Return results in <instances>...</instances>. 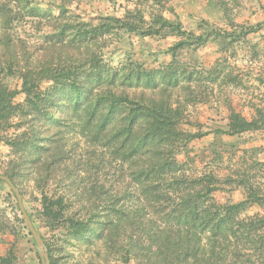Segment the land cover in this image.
<instances>
[{"label":"trees","instance_id":"1","mask_svg":"<svg viewBox=\"0 0 264 264\" xmlns=\"http://www.w3.org/2000/svg\"><path fill=\"white\" fill-rule=\"evenodd\" d=\"M26 1L0 0V47L5 63L1 69L7 70L6 74L17 72L20 78L19 89H11L0 77V129L11 125L18 110L32 116L26 136L5 141L17 153L19 169L35 162V156L41 160L49 150L47 159L51 158L43 159V170L53 172L60 167L66 157L60 143L73 126V117L84 111L82 130L92 128L93 141L105 137L112 140V154L119 161V169L127 165L132 193L140 202V206L124 209L119 206L121 198L114 197L98 181L81 189L88 202L81 205V210L73 208V197L65 191L43 192L40 214L44 228L50 232L60 230L64 243L102 247L125 264L131 260L135 264H264V217H240L250 204L264 205V193L246 179L240 182L247 190L244 200L216 202L212 193L218 189L217 177L190 176L173 156L174 144L182 134L177 126L183 117L173 93L183 83L191 82L190 72L176 60V53L194 44L203 45L221 32L206 23L209 28L196 35L183 29L180 21L159 13L147 20L138 9H127L121 19L101 17L95 23L73 22L61 4L58 16H51L57 24L56 32L50 35L55 42L50 51L53 57L36 60L24 46L18 49L12 35L8 6ZM29 11L38 14L40 10L31 6ZM230 27L232 31L224 30L222 34L235 35L237 40L257 30L234 22ZM118 29L141 36L176 35L180 39L169 50V64L151 69L135 64L122 75L112 71L98 54L77 59L91 44ZM67 47H74L80 55L75 60L69 57L55 61L54 57L61 56V49ZM44 79L51 81L46 88L41 87ZM118 80L141 88V93L130 98L104 88ZM18 94L24 97L21 103L14 102ZM263 128L264 111L256 108L250 118L231 112L228 127L220 132L233 135ZM2 175L17 188L12 172L4 171ZM40 234L50 263L64 264L56 254L61 249ZM12 259L10 251L0 256V264H11Z\"/></svg>","mask_w":264,"mask_h":264},{"label":"rangeland","instance_id":"2","mask_svg":"<svg viewBox=\"0 0 264 264\" xmlns=\"http://www.w3.org/2000/svg\"><path fill=\"white\" fill-rule=\"evenodd\" d=\"M61 4L73 22L95 23L101 17L121 19L127 9H138L147 20L151 14L159 13L180 21L183 29L196 35L209 28L206 23L220 31L221 35L209 37L203 45L194 44L176 53V60L190 72L191 82L189 85L183 83V87L181 85L173 93L183 111L177 126L182 134L174 144L173 156L190 176L213 174L217 177L218 189L212 193L216 202L244 200L247 190L240 182L246 179L264 193V128L233 135L220 132L228 127V117L233 111L246 118H250L256 108L264 111V0H27L8 6L12 35L19 50L24 46L36 60L53 57L50 51L55 42L50 35L56 32L57 24L51 16H58ZM31 6L40 10L38 14L29 11ZM231 22L243 27L254 26L257 30L241 40L235 35L224 36V30L232 31ZM179 39L176 35L141 36L118 29L91 44L87 53L80 57L74 47H67L54 59L58 63L69 57L86 60L98 54L112 71L122 75L135 64L146 69L169 64L172 61L169 50ZM2 55L0 47V77L9 88L19 89L17 72L6 74L7 70L2 71L5 65ZM50 84V80L44 79L41 87ZM104 88L130 98L141 93V88L130 87L121 80L114 85H104ZM23 99V95L18 94L14 102L21 103ZM85 120L84 111L73 117V126L65 132L68 134L60 143L66 157L55 171H45L42 165L52 150L41 160L33 157L35 162L19 169L17 153L5 141L26 136L32 116L18 110L11 118V125L0 129V174L4 171L14 174L25 211L33 217L37 231L61 249L56 253L60 263L125 264L102 247H87L74 241L64 243L60 230L47 231L41 221L43 192L65 191L73 197V208L81 210V205L88 203L81 189L97 181L114 197L121 198L120 207L129 210L140 206L136 194L132 193L127 165L119 169V161L112 154V140L105 137L93 141L92 128L82 130ZM252 216L264 217V205L250 204L240 214V217ZM127 229L129 232L128 224ZM10 251L11 264H41L18 201L9 185L0 181V256ZM129 264L135 263L131 260Z\"/></svg>","mask_w":264,"mask_h":264},{"label":"water","instance_id":"3","mask_svg":"<svg viewBox=\"0 0 264 264\" xmlns=\"http://www.w3.org/2000/svg\"><path fill=\"white\" fill-rule=\"evenodd\" d=\"M0 179L6 181L9 184V186L11 187V189L13 190V192L15 193V196H16L17 201H18V206H19L20 212L22 214V218H23V220H24L34 242H35L37 254H38V257L41 261V264H51L47 246H46L41 234L36 230L30 216L25 211V208H24L23 203H22V198H21V195H20L18 189L16 188L14 183L7 176L0 174Z\"/></svg>","mask_w":264,"mask_h":264}]
</instances>
